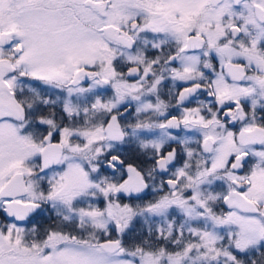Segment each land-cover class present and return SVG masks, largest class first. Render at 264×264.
<instances>
[{
  "label": "snow or ice",
  "instance_id": "6c2138e0",
  "mask_svg": "<svg viewBox=\"0 0 264 264\" xmlns=\"http://www.w3.org/2000/svg\"><path fill=\"white\" fill-rule=\"evenodd\" d=\"M0 264H264V0H0Z\"/></svg>",
  "mask_w": 264,
  "mask_h": 264
}]
</instances>
